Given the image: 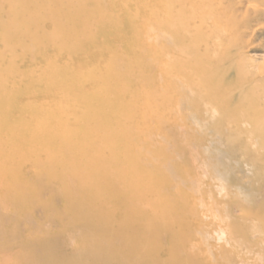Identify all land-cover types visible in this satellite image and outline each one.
I'll return each mask as SVG.
<instances>
[{
	"label": "bare ground",
	"instance_id": "1",
	"mask_svg": "<svg viewBox=\"0 0 264 264\" xmlns=\"http://www.w3.org/2000/svg\"><path fill=\"white\" fill-rule=\"evenodd\" d=\"M230 7L0 0V250L17 264H37L38 250L49 264L264 263V201L239 203L236 216L227 208L237 202L219 201L210 184L199 193L202 176L243 193L232 165L264 170V155L227 135L224 119L203 133L208 106L218 113L234 95L227 63L243 43ZM212 94L227 99L206 104ZM45 190L61 197L62 209L42 198ZM35 206L73 245L65 258L26 226L37 223ZM249 220L261 224L257 240ZM207 237L222 244L211 248Z\"/></svg>",
	"mask_w": 264,
	"mask_h": 264
},
{
	"label": "rangeland",
	"instance_id": "2",
	"mask_svg": "<svg viewBox=\"0 0 264 264\" xmlns=\"http://www.w3.org/2000/svg\"><path fill=\"white\" fill-rule=\"evenodd\" d=\"M226 1L229 7L232 4L231 7L229 8V11L230 13L232 12V14H234L233 17H235L237 13L239 14V15L237 14L238 16L236 17H238V19L236 20H237V24L240 23V25H238L239 26L238 31L242 30V32H238V34L240 33L242 35H238V36L239 37L242 36V38L241 39L239 38V40L240 41L242 40L241 43H243V45L240 43L241 45L237 49L242 47L240 48L241 51L240 49L239 51H240V54L243 53V55H241L242 57L239 56L240 55L239 51L236 50L238 51L236 52V54L238 53L239 55L237 54L235 56L236 59L233 58L229 63H227L228 64L227 66L229 67L228 69L225 68L227 70L231 68L229 72L227 73L228 75L226 74L227 80L225 82L227 87L232 89L230 94L233 93L234 91V95L232 94L231 95L232 97L229 96L230 98L228 99L229 101L230 100L231 101L228 102L225 96L223 97L219 95L213 96L214 94H212L209 97H205L206 104L212 103L213 101L218 100L220 97H221L220 98L221 100L225 98L223 101L226 100L228 104L226 106L227 109L225 110L219 109L220 112L216 110L218 113H214L215 109L213 108L214 109L213 110L211 109L212 106L210 107L207 105L209 107V108L206 107L207 110H209L208 111L209 116H207L205 107H202L203 113H206L204 115L205 119L207 118L206 122L207 121L209 122V123L207 122L204 124L203 127L205 130H203V133L206 134L207 132L211 131L214 126H218L219 122H222V120L224 119L223 121L224 132L227 135H233V136L238 137V139L241 140L239 143L241 142L244 144L247 143L246 145H248V149L251 152L255 154H259V155H264V146L260 139L261 132H263L262 125L264 124V117L263 115L260 114V112L258 111L259 108L257 107V103H259L260 106L264 108V0H229V2L228 0ZM231 8H233L236 11V13ZM241 17H244L246 20H244V18L241 19ZM242 20H244V22ZM247 20H250V21H247ZM238 56H239V59H238ZM237 82H241L242 84L245 83L243 85L244 88H240V90H238ZM197 96H198L197 94H194V95L189 94L188 101L189 99L192 100L194 98H197ZM236 104L238 105L236 106ZM243 105L244 107H242ZM238 106H240V108ZM245 110L246 112H244ZM210 111H211V114L213 115L210 114ZM241 111L243 112L244 115L243 114L241 115ZM247 113L248 115H246ZM231 117L234 119L231 120L232 119ZM244 117H246L248 120L246 118H245L246 120H244ZM214 122H217L216 123L217 125ZM212 123H214L215 125ZM261 127H262V130H261ZM251 132H253L254 134ZM241 134H242V137H241ZM249 134H251L252 136ZM261 149L263 151H261ZM225 150H227L226 147H225ZM169 151H170V154L173 155V152H172L173 149L170 146H169ZM178 162L184 164L185 161L182 159H179ZM186 166L190 167L188 164H186ZM232 167L234 168L233 173L235 174L236 177L241 179L243 185L246 188V190L243 193L242 192L240 193L239 191L235 190L234 194H232L233 185L230 182L224 183V182H221L220 180H209L206 176L201 177L200 181L202 182L201 183L202 185H200L199 193L205 192L207 185L210 184L213 187L212 191L215 192V194L217 195V199L219 201L221 200V201L227 202L228 200L232 199L235 202H237V204H235L232 208L228 207L227 211L232 210L234 211L236 216H240L241 211L238 210V208H236L237 207L236 205H239V203L245 207L250 208V207L257 206L258 204L264 201V193L254 194V192H257L258 189L264 190L263 189L264 188V170L262 171L261 176H257L258 174L257 170H254L252 166L249 164L243 165L240 168L236 167L235 165H232ZM205 169L206 167L204 166V172H205ZM195 172L201 173L202 170L195 169ZM168 175L172 179H174V181L176 182L180 181L178 178V175L171 168L168 169ZM258 177H261V178H258ZM220 191H221V194L219 193ZM227 195L228 197H226ZM41 196L43 199L49 200L53 208L62 209L63 203L61 201L60 196H57V197L52 196L50 194V190H45L41 192ZM210 204L211 203H207V202L200 204L201 211L209 213L210 210L213 209ZM222 206H225V204H222ZM0 207H2V205H0ZM41 207L42 206H39V207L35 206V208L32 209L34 210L37 223L31 222L32 224L28 223L26 226L33 228L34 232H36L37 234V238H40V240H50L51 247L54 253L56 252V254L61 256V258H65V256L69 255L70 252L73 251L74 247L72 244L70 246L69 242H67L66 240L62 239L59 236L60 235V231L58 230L59 225L57 223H54L53 221L47 220L45 218V212L43 208ZM3 208L5 212L10 211L5 206H3ZM246 225L248 227V233L251 234L252 238L255 236L259 238V231L261 229L260 228L261 224L258 223L256 220H249L248 222H246ZM1 226H3V224H2V220L0 219V227ZM51 233L54 236L48 237V235H51ZM209 238L207 237V239ZM257 238H253V239L257 240ZM207 241L210 243L211 248H214V246L212 245L219 247L222 244V242L214 239L213 237ZM31 242H36V241L33 240ZM2 245H3V241H0V246ZM10 254L11 252L9 250H5V249L0 250V264H17L16 262L13 261L15 260L14 256L10 257L9 256ZM8 256H9V261L4 262V259L5 258L7 259ZM48 257H49L48 253L46 252L44 253L38 250V253L35 257V262L37 264H49Z\"/></svg>",
	"mask_w": 264,
	"mask_h": 264
}]
</instances>
